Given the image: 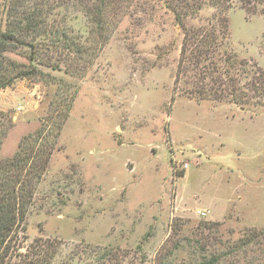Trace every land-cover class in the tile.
Instances as JSON below:
<instances>
[{
    "label": "rangeland",
    "instance_id": "rangeland-1",
    "mask_svg": "<svg viewBox=\"0 0 264 264\" xmlns=\"http://www.w3.org/2000/svg\"><path fill=\"white\" fill-rule=\"evenodd\" d=\"M179 1L187 52L166 0H0L1 73L34 72L0 163L34 158L55 264H264V0Z\"/></svg>",
    "mask_w": 264,
    "mask_h": 264
},
{
    "label": "trees",
    "instance_id": "trees-1",
    "mask_svg": "<svg viewBox=\"0 0 264 264\" xmlns=\"http://www.w3.org/2000/svg\"><path fill=\"white\" fill-rule=\"evenodd\" d=\"M112 1L121 3L125 0H103L105 5ZM210 1L220 8L224 0ZM166 2L185 30L183 51L187 52L188 44L196 37L195 32L187 29L184 24V19L188 18L190 12L182 14L184 8L180 9L182 2L179 0H166ZM186 4L189 6L188 3ZM187 13L189 14L187 15ZM7 49L4 47L0 51H7ZM205 54H209V51L199 52L200 56ZM2 59L3 57H0V89L11 86L18 78L34 74V72L2 74ZM22 153L0 163V264H55L59 254V246L56 241L38 239L28 247H25L22 242V233L26 230L29 207L35 197V183L31 182L33 166L30 165L32 159V163L34 162V158L31 155L22 156ZM45 167L46 165L42 171ZM41 175L42 172L40 177ZM61 264H65V262Z\"/></svg>",
    "mask_w": 264,
    "mask_h": 264
},
{
    "label": "built area",
    "instance_id": "built-area-1",
    "mask_svg": "<svg viewBox=\"0 0 264 264\" xmlns=\"http://www.w3.org/2000/svg\"><path fill=\"white\" fill-rule=\"evenodd\" d=\"M188 167H189V166L186 164L185 169H187ZM198 215H199V216H205V213L199 211V212H198Z\"/></svg>",
    "mask_w": 264,
    "mask_h": 264
},
{
    "label": "crops",
    "instance_id": "crops-1",
    "mask_svg": "<svg viewBox=\"0 0 264 264\" xmlns=\"http://www.w3.org/2000/svg\"><path fill=\"white\" fill-rule=\"evenodd\" d=\"M207 208H209V207H207ZM201 209H202V208H201ZM200 211H205V212L209 213V211H207V210H200Z\"/></svg>",
    "mask_w": 264,
    "mask_h": 264
}]
</instances>
